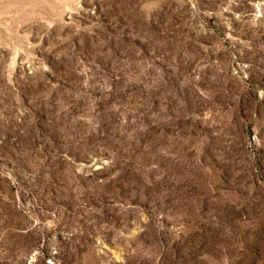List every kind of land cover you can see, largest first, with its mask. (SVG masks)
Returning a JSON list of instances; mask_svg holds the SVG:
<instances>
[{
    "label": "rangeland",
    "instance_id": "374dc122",
    "mask_svg": "<svg viewBox=\"0 0 264 264\" xmlns=\"http://www.w3.org/2000/svg\"><path fill=\"white\" fill-rule=\"evenodd\" d=\"M0 264H264V0H0Z\"/></svg>",
    "mask_w": 264,
    "mask_h": 264
}]
</instances>
